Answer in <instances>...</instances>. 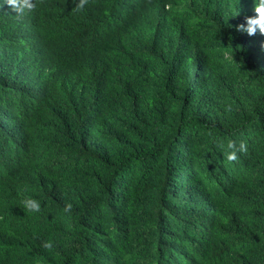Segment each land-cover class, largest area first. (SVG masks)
Here are the masks:
<instances>
[{
    "label": "trees",
    "instance_id": "obj_1",
    "mask_svg": "<svg viewBox=\"0 0 264 264\" xmlns=\"http://www.w3.org/2000/svg\"><path fill=\"white\" fill-rule=\"evenodd\" d=\"M0 4V264H264L255 0Z\"/></svg>",
    "mask_w": 264,
    "mask_h": 264
},
{
    "label": "clouds",
    "instance_id": "obj_2",
    "mask_svg": "<svg viewBox=\"0 0 264 264\" xmlns=\"http://www.w3.org/2000/svg\"><path fill=\"white\" fill-rule=\"evenodd\" d=\"M4 2L12 8V10L17 13L18 16H23L27 12H32L36 10L37 4H42L43 0H4ZM75 3L74 11L83 10L84 7L89 3V0H73ZM0 8H3V4H0ZM255 16L246 17L244 24L237 26L236 30L241 33H246L248 36H255L258 32L264 35V0H255L254 7ZM223 152L227 163L231 164L238 162L237 151L246 152V144L241 142L239 149H236L234 142L228 141L227 145L224 146L223 143L219 145ZM23 207L27 212H39L40 204L37 200L31 197H25L23 200ZM72 205L66 204L65 211L70 210ZM43 247L51 251V242H45Z\"/></svg>",
    "mask_w": 264,
    "mask_h": 264
}]
</instances>
